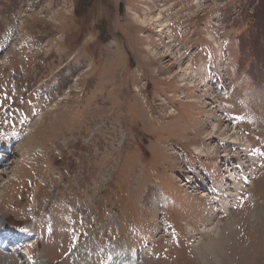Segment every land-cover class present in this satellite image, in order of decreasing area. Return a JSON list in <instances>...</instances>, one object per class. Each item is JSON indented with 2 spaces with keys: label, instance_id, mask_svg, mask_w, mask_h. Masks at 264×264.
<instances>
[{
  "label": "rangeland",
  "instance_id": "obj_1",
  "mask_svg": "<svg viewBox=\"0 0 264 264\" xmlns=\"http://www.w3.org/2000/svg\"><path fill=\"white\" fill-rule=\"evenodd\" d=\"M263 122L264 0H0V264H264Z\"/></svg>",
  "mask_w": 264,
  "mask_h": 264
},
{
  "label": "bare ground",
  "instance_id": "obj_2",
  "mask_svg": "<svg viewBox=\"0 0 264 264\" xmlns=\"http://www.w3.org/2000/svg\"><path fill=\"white\" fill-rule=\"evenodd\" d=\"M155 24L154 22L151 23V26L153 27ZM159 26V25H158ZM155 27V26H154ZM163 30V28H160L159 31ZM158 31V30H157ZM14 45V44H13ZM16 45H14L15 47ZM18 46H16L15 48H17ZM169 51V48L166 49V51ZM159 52H157L156 55H158V57H155V60H159L160 58V54H158ZM169 53H166V56H168ZM170 55V54H169ZM62 56V55H61ZM60 56V58H61ZM184 72H186L187 68L186 69H183ZM182 70V72H183ZM90 70H87L85 71V73H88ZM181 71V70H180ZM157 73V72H156ZM83 75V74H82ZM202 85V84H201ZM204 99L207 100L206 103H208V105H211V107L215 108V103H214V99H213V94H209V97H205ZM193 101V100H192ZM253 103V102H252ZM68 106V105H67ZM41 108V107H40ZM215 110V109H214ZM56 112V111H55ZM216 112H218V110L216 109ZM46 112L43 113V115L45 114ZM48 113V112H47ZM210 114L212 115V112H210ZM262 114V113H261ZM48 115V114H47ZM217 115V114H215ZM46 116V115H45ZM85 116V115H84ZM210 116V115H209ZM217 116H215L214 118L215 119H212L209 121V123L206 124V134L204 136H200L201 140L203 141H206L207 142V145L209 146V148H213V143L215 141V143H218L219 141H217L218 139L214 138V136H210V134H212V128L215 129V127L219 126V125H214L215 122L218 120L216 119ZM45 119V118H44ZM252 120V119H251ZM250 120V121H251ZM223 121H226L224 120L223 118ZM255 121V118L254 120ZM253 121H251L250 123H252ZM249 122V121H248ZM223 126H224V131L228 128L229 131L233 128V126L231 125H228V126H225V124L222 122ZM261 124V123H260ZM255 125V124H254ZM263 127H264V122L262 123ZM260 127V126H259ZM196 128V127H195ZM237 128V126H235V129ZM256 128V127H255ZM223 131V132H224ZM73 133V132H72ZM204 133V132H202ZM216 135V134H215ZM194 137V136H193ZM214 139V140H213ZM226 141H229V139H225ZM217 141V142H216ZM68 142V141H67ZM200 142V141H199ZM203 143V142H202ZM221 142H219L220 144ZM58 144V143H57ZM216 145V144H215ZM224 145V144H223ZM205 146V145H204ZM218 146V145H217ZM205 148V147H203ZM210 150V149H209ZM54 151V150H53ZM207 151V150H206ZM104 153V152H103ZM196 153H199V151H196ZM241 153V156H243V158H245V154L243 151H240ZM212 156H216L217 154L216 153H213L211 154ZM222 155L221 157V161L219 162L221 165L223 166H219V169H220V172H221V183H219L216 188L219 189V190H222L223 191V195L221 197L222 200H220L221 204H218L216 203L215 201H213L212 203L215 204V207L214 208H217L218 210V214L221 213L223 210L227 209L229 207V205L232 203L234 197H233V191L235 190H239L240 189V182L242 181L243 179V176L245 174V165L243 164V162H241V168L240 170H235L237 169L238 165L235 166V164L231 163V162H228V160L226 159L228 154L227 153H223V154H220ZM241 161V160H240ZM173 164V163H172ZM169 166V165H168ZM175 166V165H174ZM218 170V169H217ZM234 170V171H232ZM219 175V173H218ZM190 178H193L192 176H190ZM179 181V185L180 186H185L186 188L189 189L190 192H195V193H198L200 197L204 198H208L207 195H205V189L203 188V185L197 180V179H193L194 183H191V184H188L187 182H182V180L179 178L178 179ZM206 187L209 189L210 186L209 184L206 185ZM199 189V190H198ZM201 199V198H200ZM14 200V199H13ZM155 200V199H154ZM210 200V198H209ZM155 204V203H154ZM213 208V209H214ZM210 209V208H209ZM224 212V211H223ZM216 213V214H217ZM203 215V214H202ZM213 219H216V216H214L213 218H209L207 224L211 223L213 221ZM5 222V220H3V218H0V230L3 229V223ZM164 224V223H163ZM206 224V225H207ZM166 229V227H165ZM167 233H163V235H166ZM197 237V236H196ZM10 257V256H9Z\"/></svg>",
  "mask_w": 264,
  "mask_h": 264
},
{
  "label": "trees",
  "instance_id": "obj_3",
  "mask_svg": "<svg viewBox=\"0 0 264 264\" xmlns=\"http://www.w3.org/2000/svg\"><path fill=\"white\" fill-rule=\"evenodd\" d=\"M263 9V8H262Z\"/></svg>",
  "mask_w": 264,
  "mask_h": 264
}]
</instances>
